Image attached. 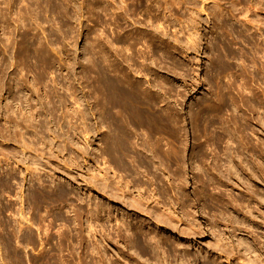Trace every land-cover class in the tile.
<instances>
[{
  "label": "rangeland",
  "instance_id": "374dc122",
  "mask_svg": "<svg viewBox=\"0 0 264 264\" xmlns=\"http://www.w3.org/2000/svg\"><path fill=\"white\" fill-rule=\"evenodd\" d=\"M173 1L0 0V264H264V0Z\"/></svg>",
  "mask_w": 264,
  "mask_h": 264
},
{
  "label": "bare ground",
  "instance_id": "6f19581e",
  "mask_svg": "<svg viewBox=\"0 0 264 264\" xmlns=\"http://www.w3.org/2000/svg\"><path fill=\"white\" fill-rule=\"evenodd\" d=\"M174 1H175V0H174ZM174 1H173V2H174ZM179 2H180V1H178V3H179ZM174 4H175V3H174ZM180 4H181V3H180ZM180 4H179V5H180ZM177 6H178V5H177ZM190 8H191V7H190ZM188 10H189V9H188ZM193 12H195V11H193ZM194 14H195V13H194ZM223 14H224V13L221 12V14H220V13L217 14L218 16L216 15V17L218 18V20H220V18L223 17ZM192 16H194V15H192ZM195 17H196V16H195ZM195 17H194V19H195ZM198 17H199V16H198ZM192 19H193V18H191V20H192ZM194 19H193V20H194ZM196 19H198V18H196ZM196 19H195V20H196ZM199 19H200V18H199ZM234 19H235V17H234ZM198 21H199V20H198ZM191 22H192V21H191ZM194 23H196V21H195ZM194 23L192 22L191 24L196 25L198 22H197L196 24H194ZM219 23H222L221 26H222L223 24H225V22H219ZM217 24H218V23H217ZM225 25H226V24H225ZM227 25H228V24H227ZM227 25H226V26H227ZM226 26H224L225 29H228V30H229V29H230L229 26H228L227 28H226ZM221 28H222V27H221ZM231 28H232V27H231ZM222 29H224V28H222ZM225 29H224V30H225ZM231 30H232V29H231ZM229 31H230V30H229ZM218 61H220V60H218ZM218 61H217V63H218ZM219 64H221V61H220ZM221 66H222V64H221ZM221 66H220V68H221ZM218 67H219V65H218ZM221 69H222V68H221ZM221 69H220V70H221ZM112 87H113V86L111 85V90H115L116 87H114L113 89H112ZM116 89H117V88H116ZM117 90H119V88H118ZM115 91H116V90H115ZM115 91H113V92H111V93L113 94ZM119 91H120V90H119ZM119 91L116 92V93H121V92H119ZM116 93H115V95H117ZM115 95L113 94V96H112L113 98L110 99V103H112V104H111V105H112L111 108H113V104L117 103V101L120 100V99L116 100ZM117 96H118V95H117ZM121 97H122V95H121ZM123 97H124V96H123ZM120 101H121V100H120ZM118 104H119V103H118ZM118 104H117V105L115 104V105L118 106ZM123 105H124V104H123ZM116 106H115V107H116ZM119 106H120V104H119ZM109 107H110V106H109ZM115 107H114V109H116ZM120 107H122V106H120ZM111 108H110V109H111ZM117 108H118V107H117ZM124 108H125L126 110H128V111L126 112V110L123 109V111L126 112V113H125L126 117L129 116L128 119H130V118H135V117H136V118H137V117L139 118V117H141L142 115H144V117H145L146 112H145V111H142L141 108H137V106H133V105H132V107H131V106L128 105L127 108H126L125 106H124ZM128 108H130V109H128ZM106 110H108V109H106ZM117 110H118V109H117ZM111 111H112V110H111ZM111 111H110V113H108L107 115H109V119H111L112 123H113V124H114V123L116 124V121H115L116 118H113V116L111 115V114H113V113H111ZM114 111H115V110H114ZM121 111H122V110H121ZM116 112H120V110H118V111H116ZM106 113H107V112H106ZM127 114H128V115H127ZM207 117H208V116H207ZM202 118H203V117H202ZM204 119H205V118H203V120H204ZM206 119H207V118H206ZM132 120H133V119H132ZM203 120H202V121H203ZM129 121H130V120H129ZM110 123H111V122H110ZM112 123H111V124H112ZM17 124H18V123H17ZM113 124H112V126H113ZM115 124H114V125H115ZM131 126L134 127V126L132 125V123H131ZM114 142L117 143L118 141H114ZM27 146H28V145H27ZM32 147H33V146H32ZM35 147H36V146H35ZM43 148H44V147H43ZM27 149H28V148H27ZM34 150H35V149H34ZM160 150H162V148H161L159 142H155V141H154V144L152 143V145H151V153H150V154L153 155L154 159H158L157 154H159V153L161 152ZM37 151H38V149H37ZM162 151H164V150H162ZM168 151H169V150H166V152L164 151V152H165L164 156H165V158L168 160V162H169L171 165H174V164H175V161H176V155H175V152H174V151L171 152L172 150H170L169 152H168ZM162 153H163V152H162ZM43 154H44V152H43ZM160 155H161V153H160ZM43 157H44V156H43ZM50 158H51V157H50ZM40 159H41V158H40ZM223 166H224V164H223ZM226 166H227V165H226ZM228 167H230V166H228ZM231 168L233 169L234 167H231ZM228 169H230V168H228ZM236 170H237V169H236ZM32 172H33V170H32ZM228 172H229V170H228ZM236 173H237V172H236ZM31 178H32V177H31ZM29 181H30V180H29ZM1 183H2V182H1ZM32 195H33V194H32ZM130 205L133 206V207L137 206V207H135V208H136V209H138V208L140 209V203L137 202V201H135V202H131ZM146 213H149V212L146 211ZM124 225L126 226V224H124ZM127 225H128V224H127ZM128 227H129V228H128ZM139 228H140V227H139ZM135 229L137 230V227H136ZM126 230H128L127 233L129 234V237H127V239L129 238L128 243H130L129 245L132 246V247H133V245L138 244V245H140V246H141V245H142V246H145V248L149 246V248H148L147 250H152V249H150L151 246H152V248H154L153 245H154V244H157V243L159 244V241L161 240V239H160L159 241L157 240L158 242L155 241L154 239H156V238H154V236H152V238H150V239H143V238H145V237L142 238V237L139 235V234H141L142 232L139 233V232H140V230H139V232L134 233L133 231H136V230H133V227H131V226H129V225L126 227ZM141 231H142V229H141ZM162 241H163V240H162ZM156 242H157V243H156ZM155 246H156V245H155ZM159 246H160V245H159ZM156 247H157V246H156ZM140 248H141V247H140ZM143 248H144V247H143ZM154 249H159V248L157 247V248H154ZM154 249H153V250H154ZM153 250H152V251H153ZM152 251H151V252H152ZM173 251H174V250H173ZM148 252H149V251H148ZM148 252H147V253H148ZM154 252H156V250H154ZM213 262H214V261H213Z\"/></svg>",
  "mask_w": 264,
  "mask_h": 264
},
{
  "label": "water",
  "instance_id": "95a60500",
  "mask_svg": "<svg viewBox=\"0 0 264 264\" xmlns=\"http://www.w3.org/2000/svg\"><path fill=\"white\" fill-rule=\"evenodd\" d=\"M110 80H112V79H110ZM112 81H114V80H112ZM114 82H116V81H114ZM118 83V82H117ZM123 86V85H122ZM124 87V86H123ZM125 89H126V87H124ZM133 92V91H132ZM136 95V94H135ZM138 97V96H137ZM143 101V100H142ZM104 103V102H103ZM99 123H104V124H107V126H108V138H107V140H106V143H107V147H106V151H107V153L108 154H110L111 152H109L110 150H109V148H110V145L112 144L111 143V141H112V139H113V136H111V123H110V121L106 118H103V117H98V119H97V121L95 122V125H98ZM134 124H136V134H139V136H140V140H143V142H140L139 141V144L137 145V147H139V145H142L140 148H144L145 147V137L144 136H142V138H141V133H140V127H142L143 129H144V127H143V125H142V122L141 121H136ZM127 128H124V131H126L127 132V130H126ZM136 134H133V137L135 138L137 135ZM132 139V138H131ZM136 139V138H135ZM131 141V140H130ZM130 141H128V142H126V145H128L129 147L131 146V147H133L132 145H130ZM146 153V151L144 150L143 152H141V153ZM147 154V153H146ZM123 156V155H122ZM160 161L161 160H157V162H159L160 163Z\"/></svg>",
  "mask_w": 264,
  "mask_h": 264
}]
</instances>
